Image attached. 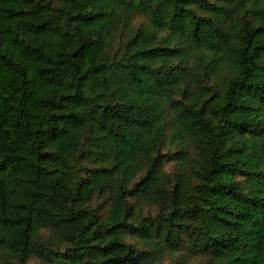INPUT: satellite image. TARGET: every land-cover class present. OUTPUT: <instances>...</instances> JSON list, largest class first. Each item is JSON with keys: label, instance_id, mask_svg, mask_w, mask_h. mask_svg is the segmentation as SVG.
<instances>
[{"label": "trees", "instance_id": "1", "mask_svg": "<svg viewBox=\"0 0 264 264\" xmlns=\"http://www.w3.org/2000/svg\"><path fill=\"white\" fill-rule=\"evenodd\" d=\"M264 264V0H0V264Z\"/></svg>", "mask_w": 264, "mask_h": 264}, {"label": "rangeland", "instance_id": "2", "mask_svg": "<svg viewBox=\"0 0 264 264\" xmlns=\"http://www.w3.org/2000/svg\"><path fill=\"white\" fill-rule=\"evenodd\" d=\"M197 263H198V261L194 262L193 264H197Z\"/></svg>", "mask_w": 264, "mask_h": 264}]
</instances>
